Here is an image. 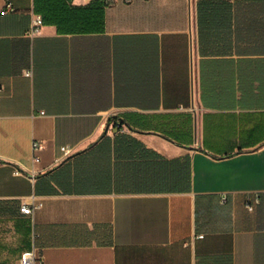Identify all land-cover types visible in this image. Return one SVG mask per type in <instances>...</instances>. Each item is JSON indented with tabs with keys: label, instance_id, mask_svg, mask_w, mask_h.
I'll list each match as a JSON object with an SVG mask.
<instances>
[{
	"label": "crops",
	"instance_id": "obj_1",
	"mask_svg": "<svg viewBox=\"0 0 264 264\" xmlns=\"http://www.w3.org/2000/svg\"><path fill=\"white\" fill-rule=\"evenodd\" d=\"M9 1L0 264H264V0Z\"/></svg>",
	"mask_w": 264,
	"mask_h": 264
},
{
	"label": "built area",
	"instance_id": "obj_2",
	"mask_svg": "<svg viewBox=\"0 0 264 264\" xmlns=\"http://www.w3.org/2000/svg\"><path fill=\"white\" fill-rule=\"evenodd\" d=\"M14 9L15 8L13 6V3L11 1L7 0L6 10L7 11H13ZM42 24H43L42 15H39V14L36 15L34 20H33L32 27L30 29V34L38 33L41 29ZM33 148H34V150H39L41 148V143L35 141L33 143ZM62 150H63L64 154H66V155L70 154L72 151V149L70 147H67V146L62 147ZM34 159L37 161V160H39V157L35 156ZM41 205H42L41 202H36V201H34L30 204H28L26 202H22L21 207H20V211L23 214L32 215L36 209L41 207ZM248 208L250 210H252L253 206L249 205ZM19 264H44V255L37 248H31V249L25 250L21 254Z\"/></svg>",
	"mask_w": 264,
	"mask_h": 264
},
{
	"label": "trees",
	"instance_id": "obj_3",
	"mask_svg": "<svg viewBox=\"0 0 264 264\" xmlns=\"http://www.w3.org/2000/svg\"><path fill=\"white\" fill-rule=\"evenodd\" d=\"M43 17V16H42ZM43 22H44V18H43Z\"/></svg>",
	"mask_w": 264,
	"mask_h": 264
}]
</instances>
